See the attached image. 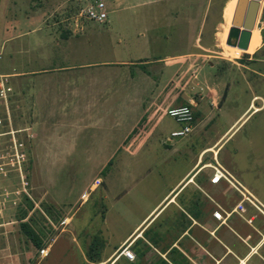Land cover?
I'll use <instances>...</instances> for the list:
<instances>
[{
  "label": "rangeland",
  "instance_id": "374dc122",
  "mask_svg": "<svg viewBox=\"0 0 264 264\" xmlns=\"http://www.w3.org/2000/svg\"><path fill=\"white\" fill-rule=\"evenodd\" d=\"M59 1H65L64 6L54 9L48 22L22 21L11 30L9 43L2 44L5 38H0V75L8 76L13 87L12 124L0 108L4 120L0 125V264H88L84 256L89 247L81 246L80 252L74 238L96 236L89 257L96 253L101 233L109 242L130 233L148 206L190 168L195 156L246 116L219 151L217 145L205 153L202 167L209 170L206 178L211 183L216 167L245 187L254 184V171L262 168L259 186L264 187V2L249 47L253 53H247L226 45L238 0L178 1L176 6L188 3L189 10L171 15L196 20L194 28L183 25L186 21L173 27L165 21L166 13L161 20L155 19V12L165 6L161 0H124L130 9L120 14L122 18L112 14L111 0H103L107 20L84 18L78 30L73 29L72 20L90 0H52ZM5 3L2 0V8ZM23 6H30V1L22 0L18 7ZM170 36L177 41L166 42ZM158 58L162 60L155 61ZM75 65L89 68L78 107L84 118L89 115L84 107L96 101L98 123H84L87 118L74 125L49 120L44 125L31 124V77L20 73ZM251 105L260 109L254 111ZM183 106L194 114V129L183 140L172 139L171 147L167 137L183 125L168 112ZM53 111L64 109L50 108ZM35 132L37 139L70 135L71 149L63 156H43L42 144L37 150ZM127 134L136 140L134 147L153 138L149 149L174 153L164 158L168 161L128 158L131 175L122 179L117 170L111 175L120 158L108 155ZM98 179L102 184L92 191ZM223 182L220 190L232 186ZM107 185L111 197L123 187L130 192L115 203L108 197ZM71 215L75 220L68 223L75 229L64 219ZM22 223L32 227L42 245L64 234L54 245L53 259L40 262L41 249L22 231Z\"/></svg>",
  "mask_w": 264,
  "mask_h": 264
},
{
  "label": "crops",
  "instance_id": "0c3cea01",
  "mask_svg": "<svg viewBox=\"0 0 264 264\" xmlns=\"http://www.w3.org/2000/svg\"><path fill=\"white\" fill-rule=\"evenodd\" d=\"M27 1H30V6H23L24 8L21 9L18 6L22 0H5L4 8L1 7L2 0H0V38H5V40H2V44L10 42L9 36L13 39V31L11 30H16L17 25L22 21L35 22L37 25L44 24L48 22L51 12H54V9H62L65 2L54 3L52 0ZM178 1L182 2V0H161L162 3H165V6L155 12V19L161 20V14L166 13L169 14V17L165 21L173 23V27H177L181 21H186L187 24L183 25L194 28L196 20H189L187 16L178 18L174 16L175 18H173V15H171L178 12L187 14L189 10L188 3L176 6ZM168 2L170 3L167 4ZM109 7L112 9V14L117 15V18H122L123 16L120 14L130 9L129 6L124 4V0H111ZM194 10L198 11L195 7ZM76 17L72 20L74 30L81 29L83 26V24L82 26H75L74 20ZM15 37L20 38L19 36ZM171 40H176V37L170 36L166 42ZM246 52L253 53L251 49ZM159 60L162 59L158 58L155 61ZM87 69L89 68L86 65H75L53 71L43 69L20 73L24 77H31L28 83L32 85L33 94H31L30 103L33 106L32 111L28 114L29 122L34 126L44 125L48 120L51 124L56 122L74 125L76 123L82 124L83 119L89 118V120H84V123L97 124L99 120L94 112L97 105L96 101L88 102L84 107L85 111H89L87 117L83 118L80 107H78L79 99L82 98L83 83H85L89 73ZM51 73L57 74L53 75ZM38 75H42V78L39 79ZM50 98L53 101H50ZM252 107L254 111L260 109L254 105H251L250 108ZM50 108L64 109V111L50 112ZM63 118L66 121L62 122L61 119ZM247 118L246 116L241 123H239L240 119H237L214 144L203 148L200 155L195 156L194 160L190 162V168L177 178L169 191L161 199L151 203L150 207L148 206L145 216L141 218L130 233L109 242L108 238H104V232H100L102 241H99L96 253L89 257L87 254L92 252L93 246L96 245V236L87 238L79 235L77 239L74 238L76 245L79 244L80 252L83 250L81 246L89 247V250H86L88 253L84 256L85 262L88 264H116L119 262L122 264H264V187L259 186L262 168L254 171L256 182L254 181V184L250 183L248 187L237 180L238 185L243 190L231 185L228 190H220L222 184H224L223 180L217 184L209 182L206 178L209 170H206V166L202 167L205 153L217 145L219 151ZM52 119H54V122H51ZM101 121L103 122L102 118ZM36 135L35 132L37 150L42 144L40 151L43 156H63L71 149L70 146L73 140L70 135L66 137L67 139L58 136L53 138L51 136L41 138L40 136L37 139L38 135L37 137ZM122 138L113 152L108 155L111 158H120L112 172L109 173L113 175V171L117 170L122 179H126L131 175L129 173L128 158L143 156L148 160L151 157H156L162 161H168L164 158L174 153L172 150H160V148L153 149L151 147L149 149L153 138H148L147 142L139 147H134L136 140H131L130 134ZM167 139L170 140L167 141L168 145L172 147L171 137H167ZM74 149L72 150L74 151ZM111 175L109 174V176ZM94 187L95 189L93 188L92 191L98 188L95 185ZM107 188L108 197L115 203L130 192L128 187L127 189L123 187L119 194L111 197L109 185H107ZM236 194L239 196L236 197ZM240 204L243 205L244 212L237 207ZM218 211L222 212L225 221L217 220L214 217V213ZM108 214L109 211L104 219L105 224L108 222ZM64 219L67 226L72 225L68 223L69 221L74 222L75 220L73 215ZM73 229L75 228L73 227ZM79 229L81 232L82 228L79 227ZM62 235L64 234L57 236L53 243L42 245L43 248L39 254L41 263L47 258H54V245L57 244L59 237ZM88 239L91 240L88 241ZM125 243L130 244V249L136 256L135 262H130L124 256H119L120 251L118 252V250Z\"/></svg>",
  "mask_w": 264,
  "mask_h": 264
},
{
  "label": "built area",
  "instance_id": "2783aa9c",
  "mask_svg": "<svg viewBox=\"0 0 264 264\" xmlns=\"http://www.w3.org/2000/svg\"><path fill=\"white\" fill-rule=\"evenodd\" d=\"M107 10L106 5L103 0H90L87 8L85 10H81L77 17L74 20L75 26H81L83 24L84 18L87 20H92L95 22L103 23L107 20ZM8 76L0 75V108L5 109L7 115L5 119L12 124V118L9 111V104L11 102V98L13 96V87L8 82ZM168 115L173 118L178 124L183 125L182 128L172 132L171 139H184L189 134L192 133L194 126V114L191 109L183 106L179 108H173L169 110ZM3 118H0V125L3 122ZM221 180H227L232 186L235 188H240L241 186H237L234 182L229 180L221 168L215 167V173L213 178L211 179L213 184H217ZM101 180L98 179L95 182V186H100ZM240 211L244 212V207L242 204L237 206ZM214 217L217 220L225 221L222 217V212L218 211L214 213ZM119 256H124L130 262H135L136 256L134 252L130 249V244L123 245L121 247V252Z\"/></svg>",
  "mask_w": 264,
  "mask_h": 264
},
{
  "label": "water",
  "instance_id": "95a60500",
  "mask_svg": "<svg viewBox=\"0 0 264 264\" xmlns=\"http://www.w3.org/2000/svg\"><path fill=\"white\" fill-rule=\"evenodd\" d=\"M264 0H238L226 45L248 51Z\"/></svg>",
  "mask_w": 264,
  "mask_h": 264
},
{
  "label": "trees",
  "instance_id": "16d2710c",
  "mask_svg": "<svg viewBox=\"0 0 264 264\" xmlns=\"http://www.w3.org/2000/svg\"><path fill=\"white\" fill-rule=\"evenodd\" d=\"M263 18H264V10H263ZM264 35V31H263ZM111 164V162H110ZM22 231L25 233V235L28 237L30 241L33 242V244L39 248L42 249V244L40 242L39 236L37 233L32 229V227L28 223H22L21 224Z\"/></svg>",
  "mask_w": 264,
  "mask_h": 264
}]
</instances>
